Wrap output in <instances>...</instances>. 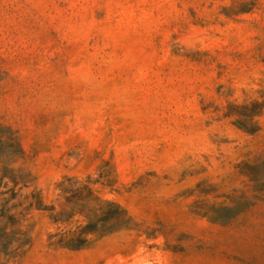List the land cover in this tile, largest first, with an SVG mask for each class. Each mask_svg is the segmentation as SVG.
I'll return each mask as SVG.
<instances>
[{
	"label": "rangeland",
	"instance_id": "obj_1",
	"mask_svg": "<svg viewBox=\"0 0 264 264\" xmlns=\"http://www.w3.org/2000/svg\"><path fill=\"white\" fill-rule=\"evenodd\" d=\"M0 124L33 202L0 264H264V0H0ZM65 178L95 198L54 222Z\"/></svg>",
	"mask_w": 264,
	"mask_h": 264
},
{
	"label": "trees",
	"instance_id": "obj_2",
	"mask_svg": "<svg viewBox=\"0 0 264 264\" xmlns=\"http://www.w3.org/2000/svg\"><path fill=\"white\" fill-rule=\"evenodd\" d=\"M250 130L256 133L258 128ZM245 129V126H242ZM7 129L0 124V163L2 164V172L0 175V262L10 261L20 258L30 242L27 229L23 227L27 219V214L33 207L30 201L26 206L21 203H14V199L18 196L15 187L22 183L21 187H28V173L22 168H15L13 163L16 157L20 156L21 150L15 135L5 133ZM9 131V130H8ZM7 182L12 186L6 187ZM89 178L84 181L77 179L65 178L61 181V191L64 203L60 205L61 209L53 215V221L57 222L58 217L67 211V205L71 203L73 198L82 202L95 198V188ZM20 187V188H21ZM75 196V197H74ZM32 198H35L33 195ZM17 207H21L18 209ZM54 207L50 208L53 211ZM101 217L95 215L92 220L83 226L76 225L73 230L58 232L49 235L48 245L66 247L70 249H81L90 241V236L101 237L107 230L106 223L109 221H119L125 217V211L117 204L111 201H104L103 207L98 208ZM73 215L68 212L66 216L69 218Z\"/></svg>",
	"mask_w": 264,
	"mask_h": 264
}]
</instances>
